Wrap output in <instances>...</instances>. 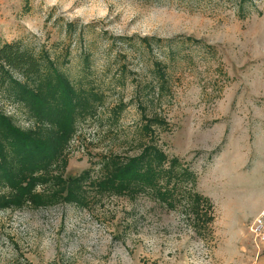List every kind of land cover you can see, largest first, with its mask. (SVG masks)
<instances>
[{
    "label": "rangeland",
    "instance_id": "rangeland-1",
    "mask_svg": "<svg viewBox=\"0 0 264 264\" xmlns=\"http://www.w3.org/2000/svg\"><path fill=\"white\" fill-rule=\"evenodd\" d=\"M243 13L232 0H0V45L22 40L52 57L69 47L66 69L74 76L81 56L91 52L107 106L128 103L115 126L104 114L80 125L66 177L84 169L94 176L103 157L136 154L137 131L154 111L167 122L155 129L159 145L196 173L197 190L214 206L206 239L194 233L181 208L167 211L144 196L103 197L85 209L0 211V264L250 262L249 225L264 203V0H249ZM137 37L174 41L152 53L142 47L127 52L125 84L114 86L117 66L106 65L104 51L115 43L113 57L124 49L119 38L137 43ZM155 59L168 64L170 84L153 102ZM140 102L148 105L144 116ZM0 107L19 127L31 126L7 99L0 97Z\"/></svg>",
    "mask_w": 264,
    "mask_h": 264
},
{
    "label": "trees",
    "instance_id": "trees-1",
    "mask_svg": "<svg viewBox=\"0 0 264 264\" xmlns=\"http://www.w3.org/2000/svg\"><path fill=\"white\" fill-rule=\"evenodd\" d=\"M232 1L244 18V5L249 0ZM66 32L73 33L72 23L66 25ZM173 41L137 37L134 43L133 38H119L124 49L111 57L115 44L112 43L104 56L106 65L117 66L118 79L114 86L125 84L129 73L124 64L127 52L142 47L152 53L164 47V42ZM69 57V47L62 49L60 57H52L49 51L31 48L22 40L0 45V97L21 108L31 123L29 128L19 127L0 107V211L46 209L63 204L85 209L91 200L103 197L134 200L144 196L167 211L181 208L199 238L210 236L213 203L197 190L196 173L159 145L155 129H164L167 122L154 111L150 117H143L145 124L137 131L136 154L103 157L94 176L89 169L65 176L70 144L80 125L86 120L100 121L104 114L105 120L115 126L128 106L123 100L107 106L106 93L91 71V52L81 56L75 76L66 69ZM150 70L149 87L154 102L167 94L170 74L168 64L160 59L152 62ZM147 106L142 102L137 105L142 116Z\"/></svg>",
    "mask_w": 264,
    "mask_h": 264
},
{
    "label": "built area",
    "instance_id": "built-area-1",
    "mask_svg": "<svg viewBox=\"0 0 264 264\" xmlns=\"http://www.w3.org/2000/svg\"><path fill=\"white\" fill-rule=\"evenodd\" d=\"M249 234L255 248H258L260 244L264 243V205L252 218L249 225Z\"/></svg>",
    "mask_w": 264,
    "mask_h": 264
},
{
    "label": "crops",
    "instance_id": "crops-1",
    "mask_svg": "<svg viewBox=\"0 0 264 264\" xmlns=\"http://www.w3.org/2000/svg\"><path fill=\"white\" fill-rule=\"evenodd\" d=\"M258 211L254 214V216L258 213ZM251 254H252V258L250 262H246L245 264H264V243L260 244L258 248L254 247Z\"/></svg>",
    "mask_w": 264,
    "mask_h": 264
}]
</instances>
